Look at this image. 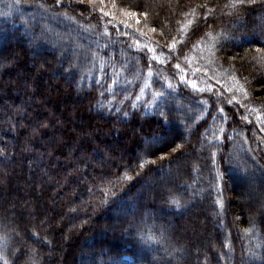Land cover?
<instances>
[{
  "label": "trees",
  "instance_id": "16d2710c",
  "mask_svg": "<svg viewBox=\"0 0 264 264\" xmlns=\"http://www.w3.org/2000/svg\"><path fill=\"white\" fill-rule=\"evenodd\" d=\"M114 2L102 16L99 0L66 15L67 0H0V264H264V3L217 8L212 49L203 9L177 23L205 0ZM258 187L255 206L237 202Z\"/></svg>",
  "mask_w": 264,
  "mask_h": 264
},
{
  "label": "snow or ice",
  "instance_id": "6c2138e0",
  "mask_svg": "<svg viewBox=\"0 0 264 264\" xmlns=\"http://www.w3.org/2000/svg\"><path fill=\"white\" fill-rule=\"evenodd\" d=\"M257 2V0H227V3L223 4V5H219V4H214L212 6L209 5L208 0H205L204 3L198 4L196 5L194 8L190 9L188 13L185 14V16H191L193 17V19H188L186 20V22H182V21H177V23H182L183 27H181L179 29L180 32H184L185 28L190 27L193 23H195V19L197 17V9H203V13H202V21L208 26V31L205 32V36L209 37L210 40L213 42L211 47L212 49L216 48V42L219 39V36H213L212 35V31H211V27L212 25L215 23V19H210L212 17H216L217 16V8L220 9V14L223 15H233L234 13H239L241 11H243L248 5L251 4H255ZM73 3H78V4H84L87 3L89 5H95L96 4V0H67V6L65 9V15L67 14L68 11H73ZM261 3H264V0H261ZM65 4V0H54V3L52 5V7H60L61 5ZM99 12L102 14V16H112L113 14L110 11H105L104 5H105V0H99ZM41 8H45V6L43 4L40 5ZM112 7L115 8L116 4L113 0L112 3ZM224 9H230L231 11L228 12H224ZM95 10V9H93ZM45 11H47V9L45 8ZM123 15L127 16V17H131V18H136V23L139 24L140 23V19L139 16H143L145 20H147L148 18V12L147 11H143V12H136V11H130L127 8H123L121 9ZM114 18V17H113ZM125 27H128L127 24H125ZM137 31H139V29H137ZM152 32H155L156 29L152 28L151 29ZM104 35H110L109 33H107V31L104 32ZM203 39V37L201 38ZM183 41H179L177 40L175 37L172 38V42L167 45L168 50L170 53H179L180 50L177 49V44L178 43H182ZM137 46H139L140 41H135L134 42ZM106 46V45H105ZM146 48H148L147 45H145ZM149 52L155 53V49L154 48H148ZM257 52H260V49H256ZM213 55H215V52L213 51L212 53ZM177 59H179V55H177ZM152 60L157 61L158 63H165V61L160 60L156 55L152 56ZM145 66L147 68V71L144 73L146 80H145V86H151L148 81L147 78H150L153 76V69H152V65L151 63H149L148 61H145ZM121 67H123V65H121ZM175 69H178L181 71V73H183V69L181 67L180 63H176L174 65ZM71 70V69H69ZM139 77V70H137L136 74H135V78ZM233 79H236L235 77H233ZM246 79V78H245ZM182 82L186 81V78L182 76L181 78ZM131 82V81H130ZM158 83L161 85L160 89L158 91H156L154 93V97L157 99L162 100L164 103H167V98L168 95L170 94L171 91H175V86L172 83V80L168 77H164L161 75ZM191 87H193L194 89L197 88V86L195 84H192ZM167 88L169 91L166 92L164 89ZM239 91L243 94L244 98L247 99L248 98V91L247 89L244 87L243 84L239 85ZM104 93L101 92V95H103ZM235 99V97H233V100ZM232 101L230 100L229 103H231ZM237 104H240L239 100L235 101ZM243 106V105H241ZM221 112H223V109H220ZM254 111H256L254 109ZM161 116H164L165 113L163 112V110H161ZM125 116H127V112L124 113ZM259 119V117H257ZM262 131H264V128H262ZM215 134V133H214ZM175 150V149H174ZM141 167H143V165H141ZM125 179H128V177L126 176ZM110 191V189H109ZM108 192H105V195H107ZM102 202H106V201H102ZM169 203L173 206L179 207L180 206V202L178 199L172 198L169 200ZM135 227V226H133ZM251 234V233H249ZM36 239L35 242L37 243H47V241L43 238H41L39 236L38 233L34 232L32 234ZM137 235L140 239V241H142L144 244H152V243H156V244H160L161 241L163 240V235L161 234L159 237L156 236V234L149 229L147 234L143 233L139 228H137ZM8 240H9V233L7 231V228L5 226V230H4V234L0 235V248L5 247L8 244ZM254 254V253H253ZM0 259H2V257H0Z\"/></svg>",
  "mask_w": 264,
  "mask_h": 264
},
{
  "label": "rangeland",
  "instance_id": "374dc122",
  "mask_svg": "<svg viewBox=\"0 0 264 264\" xmlns=\"http://www.w3.org/2000/svg\"><path fill=\"white\" fill-rule=\"evenodd\" d=\"M84 4H86V3H84ZM84 4H82V5H84ZM258 22H259V20H258ZM260 22L261 23H264V21H262V20H260ZM259 22V23H260ZM254 37L255 38H259V39H261L260 38V36L259 35H257V34H255L254 35ZM149 57V56H148ZM149 59V58H148ZM186 66V65H185ZM187 67V68H186ZM185 68H182L183 69V73H181V71L180 70H178L177 69V71H178V73L181 75V76H183V77H185L186 78V76H187V74L190 72V67L189 66H186ZM33 181L32 180H26V181H24V182H22V185H21V187L22 188H32V183ZM259 187L258 188H256L255 190H253V192H251V191H249V189L247 190H244V189H242L239 193H238V198H237V202L241 205V206H243V207H253V206H255V204H254V200H256V199H258V192H259ZM256 210L259 212V213H263V211H261L260 210V208H256ZM195 214H193L192 216H191V214H188L187 215V217L189 218V216H191V217H193ZM250 216V215H249ZM251 217V216H250ZM208 218L209 217H205V216H203V220H205V221H207L208 220ZM211 220V219H210ZM173 227V226H172ZM171 228V227H170ZM11 245H14L12 242H11ZM13 250H14V247H13ZM128 259V258H127Z\"/></svg>",
  "mask_w": 264,
  "mask_h": 264
}]
</instances>
